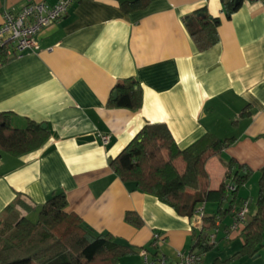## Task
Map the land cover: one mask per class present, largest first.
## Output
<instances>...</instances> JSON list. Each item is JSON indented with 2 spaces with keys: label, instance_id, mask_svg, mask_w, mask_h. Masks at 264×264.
I'll return each mask as SVG.
<instances>
[{
  "label": "crops",
  "instance_id": "crops-1",
  "mask_svg": "<svg viewBox=\"0 0 264 264\" xmlns=\"http://www.w3.org/2000/svg\"><path fill=\"white\" fill-rule=\"evenodd\" d=\"M27 1L58 0H0V18ZM128 1L78 0L37 33V51L0 57V113L10 114L13 128L32 121L45 124L48 133L39 148L24 154L0 149V217L33 221L48 197L62 191L67 212L93 232L128 244L134 250L128 257L141 264L138 251L154 233L163 239L159 251H195L198 264H264V246L251 257L238 255L243 228L226 235L230 213L204 228L205 243L218 230L215 244L202 251L199 217L179 215L123 182L109 165L147 122L164 123L180 149L205 134L231 138L206 159L201 187L217 189L233 159L251 170L236 190L235 205L248 198L249 216L254 212L264 166V0H242L229 16L222 6L228 0H150L135 9L123 5ZM199 9L219 20L218 39L205 50L197 48L185 24L188 16L196 24ZM127 78L139 87V108L108 106L112 88ZM101 135L108 136L106 143ZM234 191H227L229 197ZM218 210L216 202L203 205L205 216H218ZM127 211L143 224L127 223ZM126 258L114 264H129Z\"/></svg>",
  "mask_w": 264,
  "mask_h": 264
},
{
  "label": "trees",
  "instance_id": "trees-1",
  "mask_svg": "<svg viewBox=\"0 0 264 264\" xmlns=\"http://www.w3.org/2000/svg\"><path fill=\"white\" fill-rule=\"evenodd\" d=\"M150 0L123 2L127 9L143 8ZM242 0L222 1L226 16L237 9ZM185 17L191 39L199 50H205L217 39L218 18L208 16L204 10ZM0 57L6 58L4 50ZM12 58V57H9ZM116 93V98L113 94ZM141 92L136 81L127 78L111 90L107 105L131 110L139 108ZM10 114L0 113V149L17 156L39 148L47 139V130L29 121L25 128H13ZM232 139H219L205 134L190 146L180 149L164 123H145L128 144L109 160L113 172L123 182H133L137 189L154 195L159 201L173 208L179 215L191 218L195 210L207 202H216L219 215L203 216L202 233L197 238L202 251L211 246L204 241V228L213 227L216 218L230 213L235 205L236 190L246 182L251 170L230 159L226 180L215 190L201 187L207 179L206 159L229 146ZM181 160L182 167L177 161ZM236 188L229 197L227 180ZM240 200V199H239ZM226 201V207L221 208ZM241 201V200H240ZM17 203L28 209L18 198ZM65 194L52 193L39 207L37 218L25 216L13 219L0 217V264H114L121 257L134 253L125 243L116 241L109 233H95L84 226L80 218L66 211ZM255 210L243 227V243L238 255L253 256L264 240V166L259 170ZM127 223L140 227L141 218L130 211L124 215Z\"/></svg>",
  "mask_w": 264,
  "mask_h": 264
},
{
  "label": "built area",
  "instance_id": "built-area-1",
  "mask_svg": "<svg viewBox=\"0 0 264 264\" xmlns=\"http://www.w3.org/2000/svg\"><path fill=\"white\" fill-rule=\"evenodd\" d=\"M78 0H58L54 4L45 1H27L16 12L2 11L0 18V51L4 50L5 57H15L22 52H35L39 48L37 33L45 26L63 17L68 8ZM101 140L106 143L107 135H101ZM227 190L234 191L236 186L229 180ZM250 201L248 198L234 205L230 211V222L226 227V235L240 231L249 218ZM195 216L202 220L203 206L195 210ZM218 218V217H217ZM217 228L207 235V244L216 242ZM163 243L161 235L154 233L151 241L145 247H140L138 253L142 264H198L200 254L195 251L182 252L176 250L173 254L159 251Z\"/></svg>",
  "mask_w": 264,
  "mask_h": 264
},
{
  "label": "rangeland",
  "instance_id": "rangeland-1",
  "mask_svg": "<svg viewBox=\"0 0 264 264\" xmlns=\"http://www.w3.org/2000/svg\"><path fill=\"white\" fill-rule=\"evenodd\" d=\"M250 205L252 206L253 203L251 202ZM125 257H126V256H125ZM125 261H127L129 264H141L138 258H136V257H134V258H133V257H128V255H127V258H126ZM251 261H252V260H251ZM253 261H254V260H253Z\"/></svg>",
  "mask_w": 264,
  "mask_h": 264
},
{
  "label": "water",
  "instance_id": "water-1",
  "mask_svg": "<svg viewBox=\"0 0 264 264\" xmlns=\"http://www.w3.org/2000/svg\"><path fill=\"white\" fill-rule=\"evenodd\" d=\"M113 98H116V93L113 94ZM43 128H45V124H41ZM261 246H264V240L261 241Z\"/></svg>",
  "mask_w": 264,
  "mask_h": 264
}]
</instances>
